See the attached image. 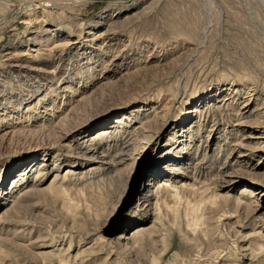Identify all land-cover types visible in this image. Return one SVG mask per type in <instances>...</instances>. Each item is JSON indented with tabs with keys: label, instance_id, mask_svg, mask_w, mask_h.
<instances>
[{
	"label": "rangeland",
	"instance_id": "obj_1",
	"mask_svg": "<svg viewBox=\"0 0 264 264\" xmlns=\"http://www.w3.org/2000/svg\"><path fill=\"white\" fill-rule=\"evenodd\" d=\"M0 264H264V0H0Z\"/></svg>",
	"mask_w": 264,
	"mask_h": 264
},
{
	"label": "bare ground",
	"instance_id": "obj_2",
	"mask_svg": "<svg viewBox=\"0 0 264 264\" xmlns=\"http://www.w3.org/2000/svg\"><path fill=\"white\" fill-rule=\"evenodd\" d=\"M30 3H31V1H30ZM227 100H229V99H227ZM62 121L63 120H60L59 122H58V124L57 125H59V124H61L62 125ZM238 123H240V122H238ZM57 125H56V127H57ZM240 125H242L243 127H246V125H249V124H245V122H241L240 123ZM58 128V127H57ZM57 128H54L53 130H52V132H53V134H55V136H56V133L58 134V131H57ZM60 128V127H59ZM37 131V130H36ZM38 131H40V130H38ZM14 134V133H13ZM105 133L103 132V133H101L100 135H99V137L100 136H102V135H104ZM59 135V134H58ZM106 135V134H105ZM250 136H248V138H249ZM55 138H59V137H55ZM252 138H254V139H258V138H260L259 136H256V134H255V136H252ZM56 141H57V139H56ZM241 144V143H240ZM87 144H85V146H86ZM131 145V144H130ZM84 146V147H85ZM89 146H90V144H89ZM87 148V147H86ZM90 149V148H89ZM124 149V148H123ZM126 150V149H125ZM93 151V150H92ZM124 152V151H123ZM122 152V153H123ZM91 153V152H90ZM119 153V152H118ZM104 154V153H103ZM79 155H81V154H78L77 156H79ZM95 155V154H94ZM121 157L122 156H124V154H121L120 155ZM104 157V156H103ZM117 157V156H116ZM121 157H118V159L117 160H120L121 159ZM80 158H82V159H85V158H87V156H80ZM115 160V159H114ZM126 160V159H125ZM91 161V160H90ZM121 162L120 161H118V164H120ZM117 164V163H116ZM43 166V165H42ZM72 166H74V167H69V169L68 170H66L65 172H66V175L67 174H74V172H75V170L76 169H80L82 166H80V167H75V165H72ZM79 166V165H78ZM225 168V167H224ZM226 169V168H225ZM90 170V169H89ZM88 170V171H89ZM224 170V169H223ZM91 171V170H90ZM227 171V170H226ZM229 172V171H228ZM227 172V173H228ZM77 174V173H76ZM234 173H232V172H230V173H228V174H225L224 176H222V178H221V180H220V185H222V184H225V183H227V180L229 179V178H231V176L233 175ZM75 175V174H74ZM222 175V174H221ZM221 177V176H220ZM219 177V178H220ZM72 178V177H71ZM218 178V177H217ZM76 179V178H75ZM217 181V180H216ZM54 182V181H53ZM215 183V182H214ZM219 183V182H218ZM250 184H254L253 182H251ZM216 185H217V182H216ZM249 185V184H248ZM183 186V185H182ZM185 186V185H184ZM180 187H176V186H174V185H170V184H166L165 182H160V183H158L157 185H156V188H155V191L151 194V196L152 197H155L156 199V203L161 199V197H164V195H170L171 196V198H175L176 196H177V194L179 193V189ZM182 188V187H181ZM184 188V187H183ZM184 190V189H183ZM182 190V191H183ZM197 190V189H196ZM181 191V190H180ZM181 191V192H182ZM218 195V194H217ZM156 196H159L158 198L156 197ZM170 196H169V198H170ZM216 196V195H215ZM219 196H221V195H219ZM166 197V196H165ZM167 198V197H166ZM218 200V199H217ZM147 201L149 202V201H151L150 199H147ZM139 230H141V229H139ZM139 230H137V231H135V233L136 232H139Z\"/></svg>",
	"mask_w": 264,
	"mask_h": 264
}]
</instances>
